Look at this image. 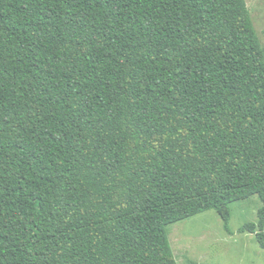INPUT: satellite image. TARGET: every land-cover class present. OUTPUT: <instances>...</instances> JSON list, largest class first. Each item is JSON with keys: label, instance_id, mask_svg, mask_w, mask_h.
<instances>
[{"label": "trees", "instance_id": "obj_1", "mask_svg": "<svg viewBox=\"0 0 264 264\" xmlns=\"http://www.w3.org/2000/svg\"><path fill=\"white\" fill-rule=\"evenodd\" d=\"M252 198L264 250L246 0H0V264H177L170 225Z\"/></svg>", "mask_w": 264, "mask_h": 264}, {"label": "rangeland", "instance_id": "obj_2", "mask_svg": "<svg viewBox=\"0 0 264 264\" xmlns=\"http://www.w3.org/2000/svg\"><path fill=\"white\" fill-rule=\"evenodd\" d=\"M246 2L264 47V0ZM261 207L257 198L232 204L228 229L215 211L170 225L167 233L177 264H264L256 236L240 233L246 224H258Z\"/></svg>", "mask_w": 264, "mask_h": 264}]
</instances>
